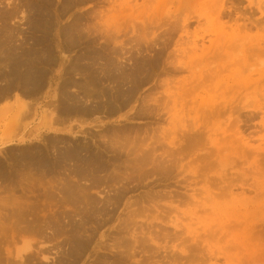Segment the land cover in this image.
Masks as SVG:
<instances>
[{
    "label": "rangeland",
    "instance_id": "1",
    "mask_svg": "<svg viewBox=\"0 0 264 264\" xmlns=\"http://www.w3.org/2000/svg\"><path fill=\"white\" fill-rule=\"evenodd\" d=\"M0 14V32L18 52L45 46L57 60L51 86L20 98L32 109L18 129L9 128L13 113H0V149L61 138L41 125L57 105V71L86 58L106 68L110 59L127 72L143 67L123 87L128 98L89 126L72 119L55 128L85 129L75 136L93 151L109 140L99 139L105 130H131L160 159L140 176L130 157L103 155L108 174L118 167L130 181L91 188L70 210L56 191L16 190L15 205L11 193H0V264H264V0H0ZM6 135L13 142L2 146ZM72 230L81 235L78 253Z\"/></svg>",
    "mask_w": 264,
    "mask_h": 264
},
{
    "label": "bare ground",
    "instance_id": "2",
    "mask_svg": "<svg viewBox=\"0 0 264 264\" xmlns=\"http://www.w3.org/2000/svg\"><path fill=\"white\" fill-rule=\"evenodd\" d=\"M163 3H165V2H163ZM42 8H40V9H42ZM42 10L40 13L44 15ZM33 11H35V10H33ZM39 11L38 12L35 11V12L38 13V15H40ZM40 17H42V15ZM2 18H0V20H2ZM10 18H12V17H10ZM40 21H42V23L44 22L43 20H40ZM1 22L4 23V20H2ZM42 23H41V25L44 26L46 21L44 24H42ZM33 25L36 26V23H34ZM37 26H36V28H37ZM29 27H31V26H29ZM77 27H78V25H77ZM40 28H42V27H40ZM1 35H3V31L0 32V36ZM40 41H42V40H40ZM69 41H71V40H69ZM139 41H140V39H139ZM32 43L31 44L33 46L34 44L37 45V43H40V42H36V40H35V42L32 41ZM13 44H14V42H13ZM23 44H22V46H23ZM13 46L10 44V40L8 39V36L3 35L2 37H0V69L2 67V69L0 70V103L1 102H3V103L7 102L9 99H11V97L13 98V96L14 97L19 96V99L16 98V102L13 105L1 107L0 113H2L4 115H8L6 113H9V114L13 113V116L10 119L11 125L9 126V128L17 127V129H18V127H20V125H21V122H23L22 120L24 118H26L27 115H29L30 110L32 109L31 104H29L27 102L25 103L21 99L22 98H28L29 99L30 97L37 95L39 92H41L42 89L45 90V88H44L45 85H46V87H47V85H48V87L51 86L52 78L48 77V71L51 72V67L56 65L57 60L54 58L55 54H53L49 50L50 48L48 49L45 46H44L45 48L42 47L43 49L42 48H40L39 50L29 49L27 51L26 50L24 51V49H23L21 52H18V50L20 51V49H21L20 47L17 50L16 49L17 47L15 48ZM128 48H129V46H128ZM136 54H138V53H136ZM118 56H119V54H118ZM124 56H126V54ZM131 56H134V55H131ZM99 57H100V55L97 56L96 59ZM86 59L88 60L87 61L88 63H83V61L80 59L82 62L79 60V61H75V63H72L69 65L70 70L67 69V67H65L62 69V71H57V74H59V78H60L59 84L57 82L58 86L55 85V87L57 86L58 91H59V98H58V101L56 102L57 105L52 102L53 106L55 104V106H54L55 110H53V111L50 110L49 113L46 112L47 113L46 117L43 118L44 120H43V122H41V125H43L48 130L49 133H52L54 131L64 133L63 135H61V138L59 137L60 134H55V136L49 137V138L47 137L48 139L47 138L43 139V141L45 142L43 147L37 146V144H35V145L31 144V145H23L17 151L12 150V151L8 152L6 150L7 148L6 149H0V153L5 155L4 159L7 160L6 162H4L5 164H2L1 163L2 161L0 160L1 161L0 162V182H1L0 193L1 194L2 193H6V194L11 193L12 197H10V198L11 199L14 198V199L12 200V202H11V200H9V201L12 205L17 204V202H18V200L16 201L17 197L13 196V194L16 192V190L17 191L20 190L22 193H24V192H28V193L34 192L35 193L36 190H38L40 188L43 191L46 190V193L48 191H50L51 193L56 191L58 193V195H60V201L59 202H61L62 204H64V203L67 204V206L65 204L64 205H65V207L68 208L69 206H71L73 204L78 205L77 203H79V200L81 202V200H83L85 198L82 196L83 195L86 196L85 195L86 192L89 191L91 188L96 189V187H97L100 189V187H101L100 185L104 184L105 182L107 183L108 181L109 182L112 181L114 184V181L116 179H119L118 181H121V183L126 182L128 180L130 181L129 177H127L125 175H120L122 173H120V174L118 173V171H119V170H117L118 167L111 170L110 174H108L109 160H105V157H104L107 154L111 155V153H113L114 158H117L119 160H121L124 155H126V158L130 157L131 160L128 161V164H130L131 162L134 163V165H132L130 167H131V169L133 168L134 170H135V168L140 170L139 171L140 176H142L141 174H143V175L147 174L146 172H148V170H145V167H147L148 165H153V164L157 163L156 161L158 158L156 157L155 147L152 146L153 147L152 148L150 146L151 148L148 151L146 150V147H147L146 146V140L149 141V139L145 140V136H144V138L143 137L142 138L141 137L136 138L138 134L133 135L132 134L133 132L131 130H129V131L127 130V132H125L124 129H119L117 131H113L112 133L110 132V134H108L109 130H105L107 132V134L106 135L101 134L99 139H103L105 137V138H107V140L109 138V140L107 141V143H105L104 141L103 142L100 141L101 143H104L103 146L98 145L97 149H99V151H93L91 148L92 146L89 147L90 145H87V143H85L86 140H85V142L78 141L80 136H75V135H77L78 132L73 133L72 130H70L71 127H69V128L64 127L61 131L59 129L55 128V127H58L59 125H60V127H63V125L70 122V120L77 119V121L79 122V125H77V126L75 125V126L80 129L83 126H87V125L89 126L91 124L90 123L91 121H93L95 123V121L97 119L96 118L91 119V118L93 116H97L98 114H102L101 112L106 113L107 115L113 114L115 111L114 110L115 107H113L114 103L119 102V100H122L120 102H124V99L126 100V98H128V97H126L127 93H125V92H127V90L125 91V89H123V87L126 85L127 82H130L133 79H135V77L143 69V67L141 65L137 64V66L139 65L142 67L141 70H140L139 66H138V68H136L137 67L136 66L135 71H133V69H132L133 72H127L126 69H124L121 66H118L113 61H110L109 58H108L109 61H107V59H106V61L103 63V64L106 63L105 64L106 68H102V67H97L98 65L100 66L101 64L97 65L96 64L97 62L94 61L93 58H86ZM99 62H100V60L98 61V63ZM105 65H103V66H105ZM59 66L62 67V65H59ZM136 80H137V78H136ZM105 83L111 85V88L107 89L108 87H107V84L105 86ZM134 83L135 82H133V84ZM136 83H137V81H136ZM71 89H72V91H71ZM58 91H56V92H58ZM129 91L131 92L132 90L130 89ZM47 93L48 92H46V94ZM130 94L133 95L132 92ZM104 111H106V112H104ZM104 118H105V116H104ZM98 119H99V116H98ZM17 129H13V130H17ZM84 131H85V129H84ZM84 131H80L78 134L79 135L82 134L85 136L86 134L84 133ZM88 135L92 137V134H88ZM108 135H110V136H108ZM67 136H68V139H67ZM10 137L11 136L6 135L3 139V141H1L2 142L1 145L2 146L3 145H5V146L11 145L13 142V140L11 138H13V137H11V138ZM44 138H45V136H44ZM36 139H40V138H36ZM154 142H155V140H154ZM136 144L138 145V148L141 147L143 149H140L141 150L140 151L137 148H134L133 146ZM105 145H108V146H105ZM107 147H108V149H107ZM107 156H109V155H107ZM119 160L117 161L118 163H119ZM158 160H160V159H158ZM114 161L115 160L113 159V163H114ZM123 161H125V160H123ZM125 163L126 162H124V164ZM159 166L161 167V165H159ZM159 166L156 167V165H155V168L157 169ZM114 167H116V166H114ZM122 168H123V166H122ZM125 168H127V167H125ZM125 168H123V169H125ZM126 170L125 171L120 170V172L122 171V172H125L126 174L130 173L129 170L127 172H126ZM53 178H58V181H56ZM52 180L56 181V183H52ZM121 183H118V184H121ZM95 189L92 191L98 192V190H95ZM37 193H38V191H37ZM57 193H55V194H57ZM107 199H105V200H107ZM27 200H29V199H27ZM52 201H51V203H52ZM61 203H60V205H61ZM33 204H34V202H33ZM76 205H73V207ZM96 205H97V203H96ZM57 207H59V203H58ZM30 208H32V210H34L33 207H30ZM41 210H42V208H41ZM97 210L98 209L92 210L91 211L92 214L96 215L97 213L104 211V209L103 210L99 209V210H101L99 212H97ZM19 211H21V210L19 209ZM65 211H66V209H65ZM22 212H24V211H22ZM20 213L21 212H19L18 214H20ZM34 213H36V212H34ZM86 214L88 215L89 213L86 212ZM84 216H86V215H83V218H84ZM15 217H16V215H15ZM64 217H66L65 214H64ZM7 218H8V216H7ZM67 218H68V216H67ZM71 218H73V217H71ZM83 218H82V220H83ZM86 218H87V216H86ZM21 220H23V219H21ZM42 222H44V221H42ZM83 222L84 221H82L81 224H83ZM16 224L18 225V223H15V226H16ZM43 224H45V223H43ZM18 227H19V225H18ZM72 227H74V226H72ZM19 228H21V226ZM53 228L55 229V225ZM66 229H68V228H66ZM29 231H30V229H29ZM54 231H55L54 236L55 235L59 236V234H60L59 229L54 230ZM69 231H70V229H69ZM30 234H32V232ZM254 235H257V234H254ZM79 236H81V235L77 234L75 232V230H72L71 237L73 239H75V242H74L75 247L73 245L74 244L73 242H72L73 244H71V245H73V247L75 249H71V253H73L74 251L75 252L77 251V253H78L82 249L83 244H81L79 240L77 241L78 238H76ZM91 238L92 237H90V239ZM73 239L70 238V241ZM121 242H122V240H121ZM84 244H86V243H84ZM124 247L126 249V246H124ZM236 248H237V245H236ZM228 249L230 250V248H228ZM226 252H228V251L226 250ZM262 252H264V251H262ZM194 253H196V252H194ZM222 255H223V253H222ZM129 256H131V255H129ZM72 262H74V261H72Z\"/></svg>",
    "mask_w": 264,
    "mask_h": 264
}]
</instances>
